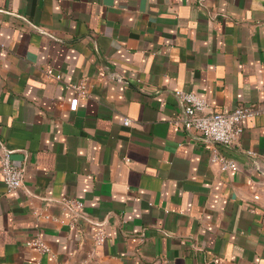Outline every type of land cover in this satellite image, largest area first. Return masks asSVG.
Returning a JSON list of instances; mask_svg holds the SVG:
<instances>
[{
  "label": "crops",
  "instance_id": "obj_1",
  "mask_svg": "<svg viewBox=\"0 0 264 264\" xmlns=\"http://www.w3.org/2000/svg\"><path fill=\"white\" fill-rule=\"evenodd\" d=\"M179 89L262 109L224 147L236 170L175 122ZM1 144L24 182L8 192L0 169V264H264L247 155L264 158V0H0ZM63 197L84 202L75 221Z\"/></svg>",
  "mask_w": 264,
  "mask_h": 264
},
{
  "label": "built area",
  "instance_id": "obj_2",
  "mask_svg": "<svg viewBox=\"0 0 264 264\" xmlns=\"http://www.w3.org/2000/svg\"><path fill=\"white\" fill-rule=\"evenodd\" d=\"M44 70L49 77L62 80L61 73L55 72L52 67L49 66ZM105 70L106 69L102 67V77L126 85L130 83L116 73H105ZM65 86L72 88L76 92L75 97H73L70 102V109L72 111H77L80 99L89 97L88 84L85 79H81L77 83H66ZM176 96L182 104V111L175 122L178 125L181 124L186 130H196L200 132L206 141V148L210 152L212 164L218 166L222 171L236 170L238 168L236 160L224 152V147L238 144L244 132V120L260 114L262 109L256 107L255 104H240L231 111L222 112L215 110L208 103L206 98L196 93L179 89L176 91ZM124 124L130 125L131 119L126 118ZM247 155L253 159L254 170L262 176L261 183L264 186V158L263 161H260L259 155L251 151H248ZM0 169L8 192L16 191L22 187L24 182V169L15 161L13 151L4 144H1ZM254 199H260L258 191L254 193ZM61 200L65 208L73 213L75 221L79 213L84 209V202L69 197H63ZM72 224L74 225L75 223L73 222ZM106 238V232L100 229L95 236V244L104 243ZM28 244L43 253L51 252V248L42 237L38 236L30 240ZM210 264L221 263H219L217 259H213Z\"/></svg>",
  "mask_w": 264,
  "mask_h": 264
}]
</instances>
